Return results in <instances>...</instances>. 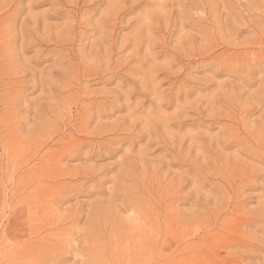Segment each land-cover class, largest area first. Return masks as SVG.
Listing matches in <instances>:
<instances>
[{
    "label": "rangeland",
    "instance_id": "rangeland-1",
    "mask_svg": "<svg viewBox=\"0 0 264 264\" xmlns=\"http://www.w3.org/2000/svg\"><path fill=\"white\" fill-rule=\"evenodd\" d=\"M0 264H264V0H0Z\"/></svg>",
    "mask_w": 264,
    "mask_h": 264
},
{
    "label": "bare ground",
    "instance_id": "bare-ground-1",
    "mask_svg": "<svg viewBox=\"0 0 264 264\" xmlns=\"http://www.w3.org/2000/svg\"><path fill=\"white\" fill-rule=\"evenodd\" d=\"M15 145V144H14ZM150 223V222H149ZM178 226V225H177ZM176 227V226H175ZM176 229V228H175ZM171 231V229H169ZM173 233V232H172ZM171 234V232H170ZM157 235V234H156ZM169 235V233L167 234V236ZM158 236V235H157ZM169 237V236H168ZM173 237V236H172ZM166 239V238H165ZM166 242V241H165ZM148 244V243H147Z\"/></svg>",
    "mask_w": 264,
    "mask_h": 264
}]
</instances>
